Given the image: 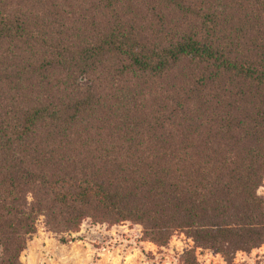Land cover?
Instances as JSON below:
<instances>
[{
  "label": "trees",
  "instance_id": "obj_1",
  "mask_svg": "<svg viewBox=\"0 0 264 264\" xmlns=\"http://www.w3.org/2000/svg\"><path fill=\"white\" fill-rule=\"evenodd\" d=\"M263 183L264 0H0V264L41 218L232 263Z\"/></svg>",
  "mask_w": 264,
  "mask_h": 264
},
{
  "label": "rangeland",
  "instance_id": "obj_2",
  "mask_svg": "<svg viewBox=\"0 0 264 264\" xmlns=\"http://www.w3.org/2000/svg\"><path fill=\"white\" fill-rule=\"evenodd\" d=\"M264 195V183L259 190ZM140 225L129 222L108 227L85 221L79 233L60 235L48 231L41 218L36 235L22 254L24 264H254L264 260V246L250 254L238 253L232 263L209 249L198 248L187 255L194 243L184 234L157 248L143 238ZM63 238V239H62ZM182 258L184 261H182Z\"/></svg>",
  "mask_w": 264,
  "mask_h": 264
}]
</instances>
